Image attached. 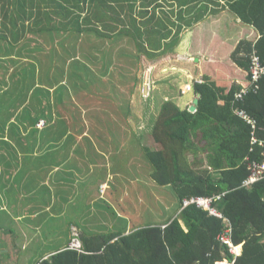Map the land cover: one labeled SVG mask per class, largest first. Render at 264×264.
Returning <instances> with one entry per match:
<instances>
[{
  "label": "trees",
  "instance_id": "16d2710c",
  "mask_svg": "<svg viewBox=\"0 0 264 264\" xmlns=\"http://www.w3.org/2000/svg\"><path fill=\"white\" fill-rule=\"evenodd\" d=\"M158 1L0 0V180L10 186L8 192H16L21 208L30 206L26 214L36 215L32 223L38 229L32 239L37 249L21 248L7 264L33 263L44 245L41 235L44 240L52 236L48 244L60 246L35 264H264V178L244 184L251 165L264 162V78L259 90L235 98L250 85L252 55L264 65V0H225L231 15L260 37L235 47L218 37L208 43L211 57L202 64L204 83L195 85L200 95L195 112L180 111L165 101L157 117L140 120L129 101L132 87L123 92L115 83L135 82L140 59L171 52L185 28L204 20L198 12L190 15L191 0H172L184 10L177 15L163 12L162 21L155 12ZM151 5L152 13L146 9ZM10 15L23 25L14 18L9 21ZM7 34L12 40L28 37L26 45L33 47L28 54L33 62L26 61L21 72L9 73L18 63L10 57V47L8 54L3 50L5 40L12 43ZM123 42L126 47L119 48ZM6 93L13 94L4 98ZM81 98L96 102L84 121ZM121 99L127 104L125 113L115 108ZM246 120L255 121V128ZM39 122L42 129L36 127ZM69 140L73 145L62 154L63 142ZM63 170L75 173V180L82 175L89 189L96 183L108 185L106 192H111L102 197L109 211L106 220L88 218L89 204L82 202L87 217L71 213L63 224L57 222V208L69 202L59 191ZM116 179L118 188L123 183L129 187L130 196L137 179L144 180L150 189L147 196L167 199L174 214L134 228L124 217L117 220L122 197L112 198L118 190ZM213 196H221L213 206L222 218L196 204L184 205L192 198ZM117 223H122L120 230ZM70 227L80 234L72 235ZM99 229L108 231L96 232ZM226 229L233 247L241 246L240 255L239 248L231 251L220 241Z\"/></svg>",
  "mask_w": 264,
  "mask_h": 264
},
{
  "label": "crops",
  "instance_id": "0c3cea01",
  "mask_svg": "<svg viewBox=\"0 0 264 264\" xmlns=\"http://www.w3.org/2000/svg\"><path fill=\"white\" fill-rule=\"evenodd\" d=\"M191 2L192 4L190 9L192 10V13L190 15H195L198 12L199 14L204 15V20L197 22L189 28H185L180 33L179 40L171 52L157 57L154 60H150L160 61V64L159 68L155 69L154 73L153 69L150 68L151 71L145 75V81L147 82V87H143L145 91L147 90V94L144 99L145 108L144 110L141 108L139 113L142 114L147 111L149 112L151 119L157 117L162 102L172 101L180 111L189 110L196 99L199 103L200 95L196 93L195 85L204 83L202 64L204 60L209 59L210 54L208 43H210L215 37L220 38V41L232 47H235L236 44L241 41L251 43L256 42L260 37L259 33L254 28L241 24L239 19H236L231 15L226 7L227 1L191 0ZM158 4L159 8L157 7L155 12L156 15L162 19V21L164 20L163 12H173L174 15H177L178 11L184 10V7L172 0H159ZM146 9L152 13L153 5L147 7ZM185 9L187 8L185 7ZM6 17L7 16H4V19H8V17ZM12 18L20 23V25H23L22 20L18 21V19L12 15L9 16V21ZM184 18L186 19L187 16ZM190 18L191 16H189L188 19ZM171 19L175 25L179 24L177 23L179 20L176 17L173 16ZM1 22H3V19H1ZM172 32H174V29ZM0 36H3L2 31ZM6 36L9 38L7 40L12 43H10L11 46H9V43L5 40L3 50L8 54V47H10V57L18 63L17 68H11L9 73H12V71L17 69L21 72V70H24L23 67L25 62H29L31 59L28 57V54L33 52V49L30 50V48L33 47H28L26 45L28 37H24V40L20 36V38L16 37L12 40V35L7 34ZM36 41H40L39 37H36ZM7 57L5 59H7ZM195 59H197L196 62ZM30 61L33 62L32 59ZM150 63L151 67H154L155 64H152V62ZM167 63L169 66H166ZM35 70L36 73L40 71L39 65H35ZM198 81L203 82L198 83ZM132 87L135 89L134 86ZM129 101L132 105L131 102L133 101V96L132 100L130 99ZM2 138H6L9 141L7 136H3ZM2 152L3 151H0V154ZM3 169L4 166L0 160V178L3 176ZM58 169L59 166H55L53 171L56 172ZM61 173L62 174L59 175L61 176L59 191L63 194L65 201H70L73 196L71 189L74 184H77V180H75L72 176L77 177V175L75 173L72 174V171L65 173L64 170ZM79 184H81L80 181ZM9 187L10 186L6 184V181L4 182V180H0V264H7V262H9V258L5 254L9 253L13 249L12 246H20L18 234L21 235L25 244L30 243V245H33L32 239L38 231L35 224L32 223L33 219L36 218V215L26 214L28 213L30 206H27L26 204L21 208V205L18 204L20 200L16 199V192H8ZM56 192L57 189L55 190L53 188L52 194L56 195ZM77 193L78 188H76L74 196L77 198L78 196L84 195L82 190H79V193ZM19 195L21 197L23 194ZM81 218L83 219L85 216ZM35 228L36 230L34 231ZM14 230H17L18 233ZM6 236H15V238L9 242L6 239ZM10 246L11 250H8V247ZM21 248L24 249V245H22Z\"/></svg>",
  "mask_w": 264,
  "mask_h": 264
},
{
  "label": "rangeland",
  "instance_id": "374dc122",
  "mask_svg": "<svg viewBox=\"0 0 264 264\" xmlns=\"http://www.w3.org/2000/svg\"><path fill=\"white\" fill-rule=\"evenodd\" d=\"M80 43H81V41L79 40L78 45H80ZM125 47H126V44H125V42H123L119 48L124 49ZM150 62H152V64H155L154 67H151ZM159 62L160 61H148L146 59H140L138 62V68L136 71L135 82L128 83L126 86H123V85L121 86L120 84L115 83V86L116 87L120 86V89L123 90V92L128 91L127 87L131 88L134 85L135 89H133V87H132V89H133L132 93L133 94L130 96V99L132 100V96H133V101L131 103H132V106L134 108L135 115L140 114L139 112H140L141 108L143 110L145 108L144 107L145 106L144 105L145 104L144 99H145V96L147 94V90L145 91V89L143 88L144 86L147 87V82L145 81V75L147 73H149V71H151L150 68L153 69V73H154L155 69L159 68V64H160ZM166 66H169L168 63L166 64ZM146 79H147V77H146ZM202 82L203 81H198V83H202ZM178 86H179V84H178ZM12 94L13 93H6L4 98L11 96ZM81 94H83V93H81ZM80 102H83V104H84V106H80V108L82 109L81 113L84 115L86 114L85 117L82 118V120L84 121L85 118L89 119V117H90L89 113L92 112L93 109L95 108L96 102H90V101L86 102L84 99L82 100V98H81ZM119 103L121 105L120 106L116 105L115 108L120 109V113H122L124 111L122 109L125 108L127 104H126V101L124 99H121V101H119ZM124 113H125V111H124ZM132 117H131V119H132ZM150 117L151 116L149 115V112H147V111L143 112L140 116H138V118L140 120H144V119L149 120ZM131 121H133V120H131ZM133 122L136 123L137 125H140V122H138V121H133ZM36 127L39 129L40 128L42 129L43 128V122H39V124ZM120 128L124 129L122 123H120ZM5 141H8V140L5 138ZM83 142H88V141L84 139ZM43 143L45 144V141ZM63 144H66L65 147L63 148V152H62V154H65L68 151V147H71L73 144H72L71 140L64 141ZM81 144L79 145V147L81 146ZM53 154L57 158V156H58L57 150ZM135 154H138V153L135 152ZM17 158L20 159V157H17ZM135 170L138 173H143V171L139 169V166H137V167L135 166ZM107 173H108V171L104 172L103 174L106 175ZM79 181L81 182V184H79ZM87 181L88 180L85 181L82 178V175H80V178L77 180V184H74L72 189H71V192L73 195L71 200L67 203V205L64 209H62L63 206L61 207V204L57 208V222L62 221L61 224H63L62 219H65L66 217L69 218L71 213H74V214L78 215L79 217H83V216L87 217V214L90 212L88 218L95 219V220L98 218L99 220H102V221H104L108 218L107 212L109 213V211L107 210V212H106L104 205H102L103 195H105V193H108L107 195L109 196V192H111V191L106 192L108 185L103 184V185H100V187H98L99 184L97 185V183H96L95 188L93 187L92 189H89V186H88L89 184ZM117 184H118V182L116 179L115 184H114L116 186V189L119 187ZM120 186H121V188H118V190H116V192H117L116 194H115V192H113V187L111 189L113 194H115V196H112V198L119 199L120 197H122V204L123 205L121 204L120 207H118L122 214L116 213L115 216H116L117 220H119V217H124L126 220V222H124V223L127 224L128 226L134 228V227L142 226L145 223L150 222V221L154 222V220L156 221L157 219L159 221H156V222L159 223L160 220L165 221V220H167V218L171 214H174L173 208L171 206V202L167 201V203H166V201H165L167 199H164L162 197H158L159 201H157L156 199L153 200V199H151V197L147 196V194H149L150 189H149V187L145 186L144 180L137 179L136 188L131 189V196L132 197L128 194L129 187H126V185L124 183H123V185H120ZM76 188H78V193H79V190H82V193L84 195L78 196L76 198L74 196V194L76 192ZM172 195H174V194H172ZM107 198L108 197H105L106 202H108ZM132 198L136 200L135 203L133 202ZM162 201H164V203H162ZM82 202L89 204V212L84 211V209L86 207L83 205ZM108 203H110V205L113 207V204L111 202H108ZM174 205H175V201H174ZM68 206H69V208H68ZM76 206L78 208H76ZM76 209H77V211H76ZM60 210L64 211V213L59 214L61 212ZM218 213L215 212V214L220 215L222 218L223 215L220 212H218ZM114 214H115V212H114ZM120 224H122V223H117V228L119 230H120V228H119ZM70 230H71L72 235H75V234L79 235L80 231H81L75 227H70ZM14 231L18 233L17 230H14ZM101 231H108V230L107 229L96 230V232H101ZM18 236H19L20 246H19V248L14 246V248L12 249L13 252L7 253L9 261L14 260L15 251L17 252L18 250H21L22 245H24V248L28 252H33L34 251L33 247H35L37 249V243H33V245H30V243L25 244L21 238V235L18 234ZM14 237L15 236H13V237L12 236H6V239L9 242H11L12 239H14ZM41 238L43 239L44 245L43 246L40 245L41 249L37 250L39 252V255L35 257V261L31 264H35V262H37L36 260L39 259L43 254L48 253L53 249L58 250V248L60 246V244L58 245V243L48 244L51 241L52 236H49V237H47L46 240H44L43 235H41ZM59 239L61 241V245L64 244V242H65L64 235L61 236ZM8 248H9L8 250H11V246ZM236 248H239V251L236 254L240 255L241 246H238ZM230 249H231V251H234L233 246ZM221 264H228V263L226 261H224Z\"/></svg>",
  "mask_w": 264,
  "mask_h": 264
},
{
  "label": "built area",
  "instance_id": "2783aa9c",
  "mask_svg": "<svg viewBox=\"0 0 264 264\" xmlns=\"http://www.w3.org/2000/svg\"><path fill=\"white\" fill-rule=\"evenodd\" d=\"M263 78H264V65L262 64L259 56L256 54H253L251 66H250V80H249L250 85L247 89H243L240 91V93H237L235 98L240 100L244 97V95L247 94L248 91L252 90L256 92L257 90H259V83L261 79ZM236 114L238 116H244L242 112H236ZM244 118L247 119L246 116H244ZM246 121H248L247 122L248 124L250 123L253 129L255 128V121H252V120H246ZM252 141L253 143H256V140L253 139ZM260 145H262V143H260ZM250 169H251V174L247 178V180L244 182L245 185H251L252 183H255L256 181H258L259 179L264 178V162L262 164L253 163ZM220 199H221V196L192 198L190 201H185L184 205L187 206L189 204H196L197 207L208 211L209 215L221 218L220 215L215 214V212L218 213L219 211L217 212V210L213 206V204ZM229 236H230V229H226L219 236V239L223 243L227 244L230 248H232L233 245L230 244L231 242H230ZM77 244L78 243L74 241L73 246H77Z\"/></svg>",
  "mask_w": 264,
  "mask_h": 264
},
{
  "label": "water",
  "instance_id": "95a60500",
  "mask_svg": "<svg viewBox=\"0 0 264 264\" xmlns=\"http://www.w3.org/2000/svg\"><path fill=\"white\" fill-rule=\"evenodd\" d=\"M197 61V59H195V62ZM197 104H198V100H194L192 106L189 108V112L190 113H193L196 111V108H197Z\"/></svg>",
  "mask_w": 264,
  "mask_h": 264
},
{
  "label": "clouds",
  "instance_id": "9594fccd",
  "mask_svg": "<svg viewBox=\"0 0 264 264\" xmlns=\"http://www.w3.org/2000/svg\"><path fill=\"white\" fill-rule=\"evenodd\" d=\"M215 208V207H214ZM216 209V208H215ZM217 210V209H216ZM204 211H206V210H204ZM218 211V210H217ZM208 212V211H207ZM222 262H219V264H221ZM218 264V263H217Z\"/></svg>",
  "mask_w": 264,
  "mask_h": 264
}]
</instances>
